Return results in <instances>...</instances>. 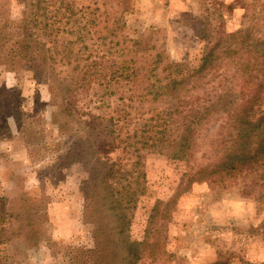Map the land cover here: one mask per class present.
<instances>
[{
  "label": "trees",
  "instance_id": "1",
  "mask_svg": "<svg viewBox=\"0 0 264 264\" xmlns=\"http://www.w3.org/2000/svg\"><path fill=\"white\" fill-rule=\"evenodd\" d=\"M20 1L26 3L28 16L12 59L40 70L51 99L64 102L61 113L74 116L71 95L93 84L103 87L100 114L83 121L80 142L82 166L91 176L83 190L82 222L92 229L97 264H140L145 257H156L158 224L168 219L173 201L152 209L141 241L129 236L146 192V155L190 162L214 121H221L208 141L214 160L189 175L187 185L252 172L257 175L252 185L260 190L256 202L264 204V23L258 25L256 14L249 25L230 35L222 3L203 0V15L192 22L203 42L200 66L191 70L166 58L165 44L157 43L153 31L137 40L121 34L128 6L115 14L107 3L77 9L67 0ZM4 4L0 0V20L6 28ZM239 77L252 85L240 110L234 107L232 86ZM108 97L115 98L112 105L103 101ZM134 107L143 108L138 119L132 117ZM5 202H0V245L9 241L10 232L20 234L34 221L41 224V199L20 196ZM7 263L0 255V264Z\"/></svg>",
  "mask_w": 264,
  "mask_h": 264
},
{
  "label": "rangeland",
  "instance_id": "2",
  "mask_svg": "<svg viewBox=\"0 0 264 264\" xmlns=\"http://www.w3.org/2000/svg\"><path fill=\"white\" fill-rule=\"evenodd\" d=\"M5 1L2 12L8 16L9 27H3L0 20V113L4 117L0 118V202L23 196L41 199L42 207L38 211L41 224L36 226L34 221L20 234L10 232L9 241L0 245V255L10 264H97L92 252V229L82 222L83 190L91 176L82 166L80 142L83 121L100 114L97 109L103 87L93 84L84 92L71 95L74 116L61 113L64 102L57 97L51 99L40 70L13 61L12 52L19 42L20 26L27 19L28 8L20 0ZM217 1L223 5L227 34L241 31L254 14L253 18L261 19L258 25L264 23V0ZM67 2L77 9L107 3L114 7L115 14L128 6L121 34L137 40L153 31L157 43L165 44L169 61L191 70L200 66L203 42L192 30V22L203 15V0ZM232 86L234 107L240 110L252 85L239 77ZM114 99L103 101L112 105ZM261 102L264 111V95ZM143 113L139 107L131 111L135 119ZM214 122L203 132L200 147L190 162L146 155V192L137 204L130 239L142 240L157 203L173 202L168 219L158 224L156 257H145L140 264H264V204H257L260 190L252 185L257 175L244 172L233 178L215 177L187 185L189 175L214 160L208 141L221 121ZM179 190L185 192L175 197ZM16 226L11 225L13 229ZM15 233L19 232L15 229Z\"/></svg>",
  "mask_w": 264,
  "mask_h": 264
}]
</instances>
